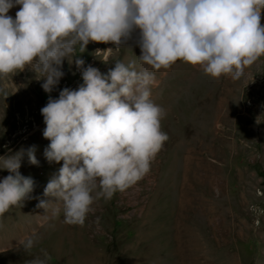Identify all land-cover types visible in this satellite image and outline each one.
<instances>
[{
	"label": "rangeland",
	"instance_id": "1",
	"mask_svg": "<svg viewBox=\"0 0 264 264\" xmlns=\"http://www.w3.org/2000/svg\"><path fill=\"white\" fill-rule=\"evenodd\" d=\"M19 8L8 15L15 18ZM138 40L136 30L118 49L111 42L90 41L83 50L77 44L51 93L30 65L0 75V156L35 146L39 161L21 160L20 173L35 185L21 206L0 216V264H29L44 252L47 264H264V56L237 80L182 61L155 71L151 99L164 110L160 125L168 139L148 173L95 201L83 225L65 223L61 203L37 207L49 199L43 189L62 163L43 155L49 140L41 107L82 83L78 56L101 73L115 61L153 71L138 57ZM8 174L0 170V178ZM27 236L36 242L25 251L17 240Z\"/></svg>",
	"mask_w": 264,
	"mask_h": 264
},
{
	"label": "clouds",
	"instance_id": "2",
	"mask_svg": "<svg viewBox=\"0 0 264 264\" xmlns=\"http://www.w3.org/2000/svg\"><path fill=\"white\" fill-rule=\"evenodd\" d=\"M15 5L20 8L13 18L8 12ZM262 9L264 0H0V75L30 65L51 93L77 44L83 50L90 41L111 42L118 49L136 30L138 57L153 69L115 61L101 73L79 56L73 59L82 83L60 89L40 109L42 135L49 140L43 155L49 163H62L43 189L49 199L37 207L46 211L61 203L64 222L83 225L95 201L142 179L168 139L160 125L164 110L151 99L158 83L154 72L182 61L214 78L239 79L264 56ZM25 155L39 165L35 146L0 156V170L9 172L0 178V216L33 192L34 179L19 171ZM17 241L26 251L36 239ZM48 259L44 252L29 264Z\"/></svg>",
	"mask_w": 264,
	"mask_h": 264
}]
</instances>
